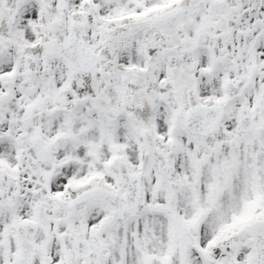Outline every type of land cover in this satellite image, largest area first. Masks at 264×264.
I'll list each match as a JSON object with an SVG mask.
<instances>
[{
    "label": "snow or ice",
    "instance_id": "snow-or-ice-1",
    "mask_svg": "<svg viewBox=\"0 0 264 264\" xmlns=\"http://www.w3.org/2000/svg\"><path fill=\"white\" fill-rule=\"evenodd\" d=\"M0 264H264V0H0Z\"/></svg>",
    "mask_w": 264,
    "mask_h": 264
}]
</instances>
